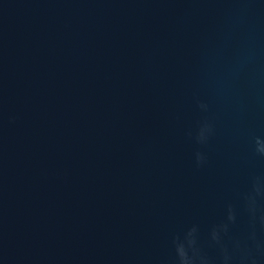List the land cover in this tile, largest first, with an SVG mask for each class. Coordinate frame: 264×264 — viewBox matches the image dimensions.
I'll return each mask as SVG.
<instances>
[{
  "label": "water",
  "instance_id": "95a60500",
  "mask_svg": "<svg viewBox=\"0 0 264 264\" xmlns=\"http://www.w3.org/2000/svg\"><path fill=\"white\" fill-rule=\"evenodd\" d=\"M257 136L264 0H0V264H264Z\"/></svg>",
  "mask_w": 264,
  "mask_h": 264
},
{
  "label": "clouds",
  "instance_id": "9594fccd",
  "mask_svg": "<svg viewBox=\"0 0 264 264\" xmlns=\"http://www.w3.org/2000/svg\"><path fill=\"white\" fill-rule=\"evenodd\" d=\"M202 109H207V105L201 104ZM212 126L209 123H205L201 126L198 134V142L205 143L208 138V134L211 133ZM255 151L258 155L264 156V138L257 136L255 137ZM197 163L203 164L205 157L202 153H197ZM264 198V178L255 177L252 184V189L249 193L245 195V200L247 202V208L251 217L253 224V229L257 221L264 223V212H261L259 207V200ZM236 219L235 213L231 207H229L227 221L216 225L213 227L211 232V238L220 246L223 252V264H230L233 257L229 255L228 249L223 242L222 233L226 235L229 231L230 224L234 223ZM197 229H191L185 236L183 240L177 238L176 241V257L177 264H211L210 258L206 256L200 247L197 245L196 238ZM251 239L253 240V245L250 246L247 251L243 252L239 257L241 264H257L258 254L261 251V245L256 241L255 231L253 230ZM237 248H239V243L237 242Z\"/></svg>",
  "mask_w": 264,
  "mask_h": 264
}]
</instances>
